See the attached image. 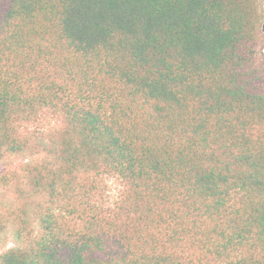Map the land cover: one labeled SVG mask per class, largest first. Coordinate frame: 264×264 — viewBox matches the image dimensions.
<instances>
[{"label": "trees", "instance_id": "trees-1", "mask_svg": "<svg viewBox=\"0 0 264 264\" xmlns=\"http://www.w3.org/2000/svg\"><path fill=\"white\" fill-rule=\"evenodd\" d=\"M261 0H0V264H264Z\"/></svg>", "mask_w": 264, "mask_h": 264}, {"label": "rangeland", "instance_id": "rangeland-1", "mask_svg": "<svg viewBox=\"0 0 264 264\" xmlns=\"http://www.w3.org/2000/svg\"><path fill=\"white\" fill-rule=\"evenodd\" d=\"M260 6H261V14H262V39L260 41L258 51H259L260 54H264V0H261ZM7 239H11V241L14 244V247L17 245L15 237L13 235V232L8 229L5 232L0 234V248L3 247V242L5 240H7ZM3 252H5V251L0 250V254L3 253Z\"/></svg>", "mask_w": 264, "mask_h": 264}, {"label": "clouds", "instance_id": "clouds-1", "mask_svg": "<svg viewBox=\"0 0 264 264\" xmlns=\"http://www.w3.org/2000/svg\"><path fill=\"white\" fill-rule=\"evenodd\" d=\"M12 247H14L13 242L11 241V239H7L3 242V247L0 248V250L6 251L8 249H11Z\"/></svg>", "mask_w": 264, "mask_h": 264}]
</instances>
